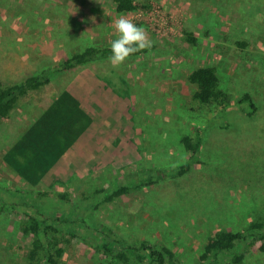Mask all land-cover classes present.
<instances>
[{"label": "rangeland", "instance_id": "obj_1", "mask_svg": "<svg viewBox=\"0 0 264 264\" xmlns=\"http://www.w3.org/2000/svg\"><path fill=\"white\" fill-rule=\"evenodd\" d=\"M136 1L143 6L127 13L117 12L112 0H0V75L54 69L86 46L110 45L120 16L146 29L154 42L151 50L131 56L119 68L106 57L54 69L49 83L22 97L0 120V186L44 189L53 203L66 191L71 201L64 215H69L77 205L87 213L83 200L96 189L158 179L109 202L92 196L86 219L97 222V228L98 222L105 223L128 242L165 244L181 264H196L215 230H240L264 214V0ZM203 64L216 66L220 86L232 98L226 108L192 99L196 87L188 74ZM85 67L126 100L109 119L117 121L120 133L107 143L126 147L131 123L140 157L124 166L108 163L85 175L75 173L52 187L31 186L3 161V153ZM245 93L250 98L238 103ZM185 133L195 140L201 136L202 144L190 168L178 174L188 160L181 143ZM19 219L11 210L0 214V264L24 261L28 244ZM77 223H63L65 232L76 233H65L69 240L61 264H110L96 250L93 226ZM233 264H264V252L253 245L242 262Z\"/></svg>", "mask_w": 264, "mask_h": 264}, {"label": "trees", "instance_id": "obj_2", "mask_svg": "<svg viewBox=\"0 0 264 264\" xmlns=\"http://www.w3.org/2000/svg\"><path fill=\"white\" fill-rule=\"evenodd\" d=\"M112 1L117 12H130L143 6L136 0ZM186 37L192 43L197 42L191 32H187ZM147 51H141L133 56ZM110 55V45H89L64 58L54 69L69 70L96 59L109 58ZM54 69L43 68L39 72H27L18 77L0 75V120L10 116L22 97L49 83ZM188 81L195 85L192 99L200 105H219L226 108L232 103L227 90L220 86L216 66L210 64L196 66L189 72ZM118 97L120 98L119 95ZM249 98L250 95L245 93L238 99V103ZM116 112L120 113L119 108H116ZM92 122L93 117L85 109L82 101L66 87L4 151L3 161L29 185L37 187L43 183L52 187L56 183H66L75 173L85 175L108 163L124 166L140 157L132 141L134 129L131 123L128 126L130 132L126 147L113 145L110 141L107 143L115 133H120L115 121L104 126L106 132L101 136L97 132L99 139L92 144L94 147L87 149L89 155L84 156L88 163H72V148L90 128ZM181 143L188 160L177 170L178 174H183L192 165L202 144V137L199 136L195 140L193 135L185 133L181 137ZM157 181L158 179L152 178L138 183L126 181L107 189H96L92 196L98 195L100 202H109L132 188L151 185ZM50 196L51 192L40 188L31 190L0 186V214L6 210L19 214V230L28 244L22 264H61L64 244L69 240L65 233L68 231L73 236L76 233L73 229H67L65 232L66 227L63 223L68 225L75 222L82 226H93L90 228L96 231L97 235L94 236L99 238L95 245L96 250L104 258H109L110 264H181L175 252L165 244L147 239L128 242L117 238L113 234V229L105 223L98 222V228L95 226L97 222L90 224L86 218L90 216L88 206L92 203V196H86L83 200L84 209H88L87 213L77 205L74 211L68 213L69 215H64V212H68L64 211V206L71 201L68 192L58 193L55 203ZM253 245H257L258 250L264 252V214L249 221L248 225L240 230L227 228L215 230L207 237L196 264L240 263L246 255L247 248ZM240 246L245 250H239Z\"/></svg>", "mask_w": 264, "mask_h": 264}, {"label": "crops", "instance_id": "obj_3", "mask_svg": "<svg viewBox=\"0 0 264 264\" xmlns=\"http://www.w3.org/2000/svg\"><path fill=\"white\" fill-rule=\"evenodd\" d=\"M108 84V82L104 83L100 77L85 67L76 72L63 87V89L68 87L82 101L85 109L93 117L90 128L72 148V163H88L84 157L89 155L87 149L94 147L93 145L98 140V137L106 132L104 126L108 122L110 123L109 119L114 118L113 114L117 113L116 108L121 109V106L124 105V100L116 96L113 88L109 87ZM95 117L103 121H97ZM97 132L100 136L97 135Z\"/></svg>", "mask_w": 264, "mask_h": 264}, {"label": "clouds", "instance_id": "obj_4", "mask_svg": "<svg viewBox=\"0 0 264 264\" xmlns=\"http://www.w3.org/2000/svg\"><path fill=\"white\" fill-rule=\"evenodd\" d=\"M113 27L117 36L111 41V55L108 58L113 68L121 67L136 53L152 49L154 42L146 29L127 16L118 17Z\"/></svg>", "mask_w": 264, "mask_h": 264}, {"label": "built area", "instance_id": "obj_5", "mask_svg": "<svg viewBox=\"0 0 264 264\" xmlns=\"http://www.w3.org/2000/svg\"><path fill=\"white\" fill-rule=\"evenodd\" d=\"M138 10V9H137ZM134 11H136V10H134ZM134 11H130V12H134ZM128 13V12H127Z\"/></svg>", "mask_w": 264, "mask_h": 264}]
</instances>
